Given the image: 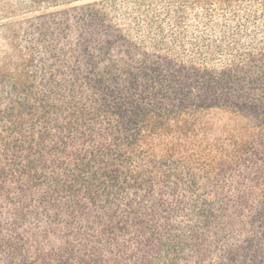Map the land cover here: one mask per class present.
I'll use <instances>...</instances> for the list:
<instances>
[{
  "label": "trees",
  "instance_id": "1",
  "mask_svg": "<svg viewBox=\"0 0 264 264\" xmlns=\"http://www.w3.org/2000/svg\"><path fill=\"white\" fill-rule=\"evenodd\" d=\"M8 17L0 264H264V0Z\"/></svg>",
  "mask_w": 264,
  "mask_h": 264
},
{
  "label": "rangeland",
  "instance_id": "2",
  "mask_svg": "<svg viewBox=\"0 0 264 264\" xmlns=\"http://www.w3.org/2000/svg\"><path fill=\"white\" fill-rule=\"evenodd\" d=\"M21 1L26 0H0V25L8 22L10 9L17 7Z\"/></svg>",
  "mask_w": 264,
  "mask_h": 264
}]
</instances>
